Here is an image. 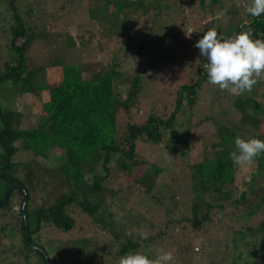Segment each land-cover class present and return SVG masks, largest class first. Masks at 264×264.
<instances>
[{"label": "trees", "instance_id": "obj_1", "mask_svg": "<svg viewBox=\"0 0 264 264\" xmlns=\"http://www.w3.org/2000/svg\"><path fill=\"white\" fill-rule=\"evenodd\" d=\"M23 1L0 0V48L3 44L11 55L10 59L7 57L3 61L0 51V68L3 70L0 71V264H75L68 259V253L74 249L80 253L79 264L111 259L116 243L124 232L118 227L120 220L112 210L113 204L107 201L108 197L117 195L120 201H129L133 209L137 205L143 210L156 208L144 197L146 195L153 198L158 207L165 204L162 193L155 190V180L159 174L154 173L155 169L159 172L160 168L153 167V171L148 172L145 157L137 151L140 138L155 145L171 143L169 146L174 159L183 163L186 172H190L189 191L186 194L192 198V211L190 215H181L175 220L159 221L164 226L157 232L152 231L155 223L147 222L142 217L150 232L142 236L132 231V235L126 236L113 256L121 257L129 251H141L154 257L152 252L162 248L157 244L167 237L172 226L181 228L186 239H189L190 233L202 237L203 232L216 223L217 213L225 215L229 207L234 208L233 213L238 219L248 216L243 220L242 238L236 252H240L242 246L249 252L245 264H264V246L253 253L249 251L259 242L260 246L264 244V219L256 225L251 224L253 218L255 220L264 213V154L256 158V168L250 174L249 181L238 180V166L230 159L238 135L245 139L264 140L261 134L264 129L261 127V132L258 129L264 123L263 103L257 100L248 105L240 102L237 105L239 112L249 111V114L263 116L255 119L251 129L246 130L241 126L238 130L240 133L233 131L228 139L221 136V140L204 143V155L192 161L194 124L190 118L185 122H181L180 118L186 114V106L192 110L198 103V93L207 80L202 64H196L191 71L196 80L178 87L173 107L150 114L140 124L128 121L142 90V77L134 75L130 80V68L144 58V52L151 50L150 47H158L151 41L155 36V23L162 15L159 8L154 4L147 6V0L91 2L88 15L103 13L102 18L94 22L100 36L98 39L107 43L110 50L111 46H121L115 48V52L108 53L107 60L99 53V62L92 66L93 73L89 76L84 74L82 60L79 64H62L61 80L55 84L50 83L49 68L59 67L61 57H53L51 65L41 64L28 69V54L32 46L38 45L42 35L47 40L53 37L47 33L37 34L29 28L28 18L31 15L32 19L35 11L39 10L45 16H42L43 19L58 15H53V10L37 6L27 10L21 5ZM148 1L152 4L154 0ZM179 1L185 6L189 2ZM249 3L250 0H199L197 12L200 15L206 13L205 17L207 13L215 17L208 23L203 22L202 29L206 32L215 27L218 34L231 36L250 25L253 38L264 40V15L259 18L249 16L245 12V6ZM151 8L155 9L152 15ZM56 9L58 13L65 12L64 8ZM221 15L227 19L226 23L223 19L221 21ZM142 26H147L149 33H143ZM225 26L228 29L223 32ZM149 37L151 40L147 39ZM67 38L76 46L80 42L71 35H67ZM124 44L128 46L125 48ZM121 51L125 53L124 56L120 55ZM125 81L129 84L126 95L122 91L127 88L124 87ZM41 94L47 98L42 99ZM23 96L31 97L40 107L36 114L31 115L34 123L27 129L21 128L25 116L18 107L13 106ZM119 115H126L128 121L123 130L118 129ZM20 154L25 159L19 158ZM28 155H31L29 159ZM42 163L46 165L42 166ZM33 166L37 172L46 173L52 180H40L36 171H32ZM54 179H57V185L53 183ZM122 179L127 181L123 182ZM125 183L128 188L124 187ZM55 186L60 190L46 195L49 198L46 201V190ZM134 186V194L129 195L130 188ZM182 195L184 192L178 195L180 200ZM144 198L147 205L140 207ZM173 198L171 196L169 201ZM174 199L176 204L167 207L166 218L179 213L181 201L177 196ZM243 208L245 212H241ZM77 219L89 226V232L103 231L100 238L106 235L109 240L96 245L88 237L79 238ZM126 219L133 224L139 220L131 211ZM224 226L226 230L229 228L227 224ZM76 230L77 237H71ZM220 233L224 232L221 230L218 235ZM111 238L113 241H110ZM257 238L260 239L258 242ZM3 239L7 243H3ZM79 241L83 246H77ZM62 245L64 247L61 249ZM49 246L60 254L50 256ZM188 248L186 245L185 252ZM240 253L243 258L245 254Z\"/></svg>", "mask_w": 264, "mask_h": 264}, {"label": "rangeland", "instance_id": "obj_2", "mask_svg": "<svg viewBox=\"0 0 264 264\" xmlns=\"http://www.w3.org/2000/svg\"><path fill=\"white\" fill-rule=\"evenodd\" d=\"M23 2L21 5L27 7V10L30 8L32 10L33 6H37L40 8L42 7L45 10H53V15H58L49 19H43L42 11L39 10V12L35 11L32 19L31 15L30 18H28L29 28L34 29L37 34L42 35L47 33L53 36L51 37V40H47L44 39V35H42L38 45L35 44L32 46V49L28 54V69H32V67H37L41 64L51 65L50 62L53 61L54 58L58 56L61 57V60H59L61 61L59 67L49 68L48 74L50 83L56 84L61 80L60 72L62 70V64L67 62V64H79L81 63L80 60H82L84 74L85 76H89L93 73L92 66H95L98 64L97 62H99V53L101 54L100 56H106L104 59L107 60V56L110 55L108 53L115 52V48L121 46L118 44L117 46H111L112 50H110L109 46H106L107 43L104 44L98 39L100 36L98 37V28L94 27V22L97 21L98 18H102L103 13L100 11L93 16L87 14V11H89L88 5H90L91 2H95L94 4H96V0H24ZM145 3L147 6L154 4V6L162 11V15L155 23L153 30L155 36L151 41L153 45H158V47H150L149 49L151 50L144 52V58L142 60L139 59L137 65L130 68V80L133 79L134 75H140L142 77L141 93L138 96L136 107L133 109V115H130L128 118V121L130 120L135 124H140L152 113H161V111L173 107L175 105V94L178 87L182 84L196 80L194 74H191V71L195 68L194 66H196L195 61L199 58V50L195 48L194 45L204 33V30L202 29L203 22L208 23L215 19V17L209 13H207L208 17H205L206 13L205 15L201 14V17L200 13L196 10V4H199V0H189L186 6L185 4H180L179 0H154L152 1V4L147 0ZM181 5L183 8H181ZM58 7L64 8L65 10L63 11L65 12H60L59 10L60 13H58V9H56ZM0 9H2L1 6ZM153 12H155V9L151 8L150 15H152ZM220 17L221 21L223 19L224 23H226L225 21L227 19L223 17V15ZM147 26L146 28H144L145 26H142L141 28L145 34L149 33ZM227 29L228 28L225 26L223 32L227 31ZM67 35H71L73 38L78 39L80 41L78 45H73V41L68 40ZM75 39L74 42H76ZM147 39L151 40V37ZM124 46L126 48L128 45L124 44ZM0 51L3 61H6L8 59L7 57H9V59L11 58L8 49H6L3 44L1 45ZM120 53L121 56L125 55L122 51ZM0 71L3 70L0 68ZM124 87L127 88H121H123L122 91L125 93L124 95H126L129 91V84L127 81H125ZM7 94L9 93L7 92ZM198 95V103L192 108V110H189V107L186 106L185 110L187 111V115L184 114L180 118L181 122H185L190 118L195 126L192 128L195 137L192 161H196L200 158V155H204V143L208 144L209 142L210 144L216 142L221 136L228 139L231 132L234 131L236 134L240 133L238 130L241 126L246 130L251 129L255 119L263 116L249 114V111L242 112V110H240L241 112H239L237 105L240 102H244L248 105L249 102L251 103L253 100L260 101L264 105V79H261L251 92H246L244 94H233L227 91H221L218 87L210 85L206 80ZM40 96L42 99L43 97L47 98L45 94H41ZM13 106L18 107L20 112L25 116L21 128L27 129L32 126L34 120L31 118V115L36 114L35 112L40 109L36 101L31 99V97L23 96L18 98ZM128 121L126 115H119L118 129L123 130ZM261 127L264 129V123L258 127L259 131ZM261 134L264 135V132H261ZM167 144L155 145L148 141H144L141 138L137 141V151L141 156L145 157L149 166H147L149 169L148 172H152L153 167L160 168V173L156 169L154 173V175L157 176L159 174V177L155 180V190L156 192L160 191V194L162 193L165 198L163 200L165 204H161L158 207L156 204L157 202L150 196L146 195L144 197L151 205L155 204L156 208L153 209V207H149L148 210H143L137 205L136 209H133L132 204L129 201H120L117 195H113L112 197L109 196L107 201L110 204H113L112 210L120 220L118 227L121 228L124 233L120 237L119 242L116 243V248L113 250L111 259H99V261H94L93 264H118L120 257H115L113 255L115 250H119L120 246L124 243L127 233L129 231L138 233L137 230H140L143 233L150 232L147 227L148 225L141 220L142 217L146 219L147 222H154L155 226L152 231L157 232V230L164 226V224L161 225L159 221H162L163 223L169 218L175 220L178 216L180 218L181 215L191 214L192 198L189 194H186L189 191L188 182L191 179L190 172H186L183 163H179L174 159L170 147L171 143ZM56 153H58V151ZM30 156L31 155H28L27 159H29ZM19 158L25 159L22 154L19 155ZM44 165L46 164L42 163V166ZM255 168V163L245 168H240L238 166V180L249 181L250 174L255 171ZM36 170L37 168L33 166L32 171ZM36 174L40 177V180H52V178L46 173L36 171ZM125 180L127 181V179ZM125 180L122 179L123 182ZM53 183L57 185V179H54ZM116 187L118 188V186ZM124 187L128 188L127 183H125ZM130 189V191L128 190V194H134L133 190H136L135 186ZM57 190H60V188L56 187L53 189V187H49L46 190L47 193L45 192L46 201H49V198L46 195L53 191L56 192ZM179 192L180 194H178ZM182 192H184V195H182L180 200L179 196ZM171 196H174V198L177 196L179 201H181L179 215L173 213L170 217L167 216L166 218L165 211L167 207H171L172 203L176 204L174 198L169 201ZM132 197H129L128 199H132ZM145 198L143 204H139L140 207L142 205L146 207L147 204ZM125 199H127V197H125ZM233 209L234 208L228 207L227 212L229 215L227 212L224 213L225 215L217 213V218H215L217 219L216 223L211 225L207 231L205 230L201 235L202 237H195L190 233L188 234L190 235L189 239H186L182 235L181 228L172 226L168 231L167 237L162 239L163 242L160 240L157 245H162L164 250H170L173 252L175 259L172 264H245L249 252L240 246L239 251L245 254L242 258V254L236 252V246L240 244V239L242 238L241 232L244 227L243 220L248 216L246 218L239 217L238 219L237 215L233 213ZM128 210L139 218L136 223L134 222L135 224L126 219V215L129 212ZM150 210L151 212H149ZM241 212H245L244 208ZM263 219L264 213H261L255 217V220L253 218L251 224L256 225ZM81 221L82 220L77 219L76 228L79 229L77 234L79 238L88 237L96 245H98L99 242L104 243V240H109L106 235L100 238V235L104 234L103 231L98 230L96 232L97 234L89 232V226L81 224ZM225 224L229 227L227 230L226 226H224ZM221 230L224 233L218 235V232H221ZM87 232L89 233L86 235ZM76 233L77 230L71 237H77ZM258 240L260 239L257 238L256 241L258 242ZM110 241H113V238H111ZM3 243H7V241L3 239ZM79 243H77V246H83V243ZM186 245L189 246L187 252H185ZM262 246H264V244L260 246L259 242V244L253 245L249 251L253 253L260 250ZM63 247L64 245L61 246V249ZM192 247L197 253L193 252ZM157 252H152V256L156 255ZM57 253L59 252H57L54 247L49 246L48 254L50 256L57 255ZM79 256L80 253L75 249L68 253V259L75 264L81 262L78 261Z\"/></svg>", "mask_w": 264, "mask_h": 264}, {"label": "clouds", "instance_id": "obj_3", "mask_svg": "<svg viewBox=\"0 0 264 264\" xmlns=\"http://www.w3.org/2000/svg\"><path fill=\"white\" fill-rule=\"evenodd\" d=\"M245 12L254 18L261 17L264 15V0H250ZM194 47L199 50L195 64L203 65L207 82L221 91L244 94L251 92L264 79V40L253 38L250 25L231 36L220 35L215 27L210 28ZM234 143L235 150L230 153V159L240 168L253 165L256 158L264 154V140L245 139L238 135ZM137 231L144 235L142 231ZM127 235L131 236L132 232ZM174 259L172 251L161 248L154 257L141 251H129L119 258L118 264H172Z\"/></svg>", "mask_w": 264, "mask_h": 264}, {"label": "water", "instance_id": "obj_4", "mask_svg": "<svg viewBox=\"0 0 264 264\" xmlns=\"http://www.w3.org/2000/svg\"><path fill=\"white\" fill-rule=\"evenodd\" d=\"M18 186H20V187H21V185H20V184H18Z\"/></svg>", "mask_w": 264, "mask_h": 264}]
</instances>
